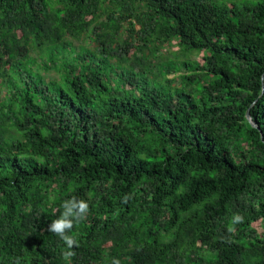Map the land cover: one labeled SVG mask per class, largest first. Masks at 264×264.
<instances>
[{
	"label": "trees",
	"instance_id": "1",
	"mask_svg": "<svg viewBox=\"0 0 264 264\" xmlns=\"http://www.w3.org/2000/svg\"><path fill=\"white\" fill-rule=\"evenodd\" d=\"M73 196L72 264H264V0H0V264Z\"/></svg>",
	"mask_w": 264,
	"mask_h": 264
},
{
	"label": "clouds",
	"instance_id": "2",
	"mask_svg": "<svg viewBox=\"0 0 264 264\" xmlns=\"http://www.w3.org/2000/svg\"><path fill=\"white\" fill-rule=\"evenodd\" d=\"M129 199L130 197L126 195L124 197V202L126 203ZM61 208L62 211L59 217L51 221L47 231L63 241L66 248L62 253V257L67 264H72V258L76 254L73 249L79 247V242L71 233L75 226L86 220L90 209L89 204L85 200L78 199L75 196L64 200L61 204ZM242 221L243 217L240 214H234L231 221L232 226L229 227L228 231H234V225ZM12 264H21V258H13ZM112 264H121V262L118 259H113Z\"/></svg>",
	"mask_w": 264,
	"mask_h": 264
},
{
	"label": "rangeland",
	"instance_id": "3",
	"mask_svg": "<svg viewBox=\"0 0 264 264\" xmlns=\"http://www.w3.org/2000/svg\"><path fill=\"white\" fill-rule=\"evenodd\" d=\"M227 2H231V1H236V0H226ZM100 22H106V18L102 16V18H100L99 20ZM136 29H138V27H135ZM128 31H129V27L127 25V23H124L121 32H122V38L124 39L125 36L128 35ZM122 39V40H123ZM78 45L79 43H77L76 41H74V45ZM81 44L87 48V49H91L94 50L95 47L94 45H87L86 42L81 41ZM202 54L201 53H197L196 51H191L188 55L184 56L180 50V48L177 46L176 41H172L170 44L167 45H163L160 46L157 50H156V54L155 57H151L149 58V62L147 64V67L150 71H152L154 74L156 73V67L158 68L160 64H167L169 62H174V63H182L184 61H189V62H202ZM111 63H115L114 60H111ZM125 67H127V65H124ZM186 73L185 70H181L180 72L176 73V74H170L168 76V79H173L174 77H177L180 74H184ZM54 75V72H53ZM158 82L160 83H164L163 79L161 77H157ZM172 88H177L180 87V80L176 79L175 82H173L171 84Z\"/></svg>",
	"mask_w": 264,
	"mask_h": 264
},
{
	"label": "water",
	"instance_id": "4",
	"mask_svg": "<svg viewBox=\"0 0 264 264\" xmlns=\"http://www.w3.org/2000/svg\"><path fill=\"white\" fill-rule=\"evenodd\" d=\"M246 118H247V120L250 122V124H251L253 127H257L255 124L252 123L248 111L246 112Z\"/></svg>",
	"mask_w": 264,
	"mask_h": 264
}]
</instances>
